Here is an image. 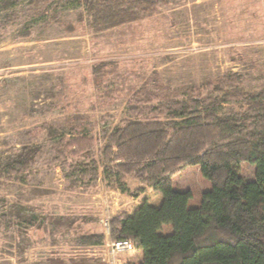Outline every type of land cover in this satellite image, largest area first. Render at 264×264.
<instances>
[{
	"label": "rangeland",
	"instance_id": "1",
	"mask_svg": "<svg viewBox=\"0 0 264 264\" xmlns=\"http://www.w3.org/2000/svg\"><path fill=\"white\" fill-rule=\"evenodd\" d=\"M86 4L0 0V153L20 142L40 146L25 181L0 177V264H107L109 248L81 242V234L97 228L105 236L102 219L133 212L144 197L159 200L135 174L124 197L88 181L96 165L105 174L107 137L128 119L136 94L145 95L144 113L228 73L242 77L245 91L264 90V0H151L145 7L155 13L109 29L96 26ZM240 108L223 104L221 112ZM74 116L86 132L67 133ZM254 171L244 164L246 179ZM172 179L176 189H191L192 206L211 189L198 166ZM66 218L72 224L62 228Z\"/></svg>",
	"mask_w": 264,
	"mask_h": 264
},
{
	"label": "trees",
	"instance_id": "2",
	"mask_svg": "<svg viewBox=\"0 0 264 264\" xmlns=\"http://www.w3.org/2000/svg\"><path fill=\"white\" fill-rule=\"evenodd\" d=\"M43 1L34 3L37 7ZM86 1L99 29L156 11L151 10L154 5L148 10L145 7L151 0ZM217 90L222 91L220 96H214ZM139 96L136 94L127 107L128 119L107 137L105 180L125 191L127 176L135 174L148 182L162 201L155 206L144 197L133 212L111 216L112 240L132 239L135 243L132 259L123 264H264V90L245 91L242 77L228 73L202 90L190 91L185 98H165L164 103L144 113L138 109L145 103V95ZM223 104L241 108L221 112ZM151 112L172 118L169 122L158 117L138 120ZM69 121L64 134L86 132L81 117ZM86 141L82 137L79 142ZM39 152L38 143L12 145L5 155L0 153V177L25 181L23 174L30 172ZM245 163L255 167L251 179L244 177ZM188 166H198L211 185L202 194L199 207H189L191 189H176L172 179ZM87 169L79 171L83 180ZM94 171L90 182L98 178L97 165ZM65 221L59 222L62 228L72 224L67 218ZM165 225H170L166 235L161 233ZM80 237L88 245L104 244V234L97 228Z\"/></svg>",
	"mask_w": 264,
	"mask_h": 264
},
{
	"label": "crops",
	"instance_id": "3",
	"mask_svg": "<svg viewBox=\"0 0 264 264\" xmlns=\"http://www.w3.org/2000/svg\"><path fill=\"white\" fill-rule=\"evenodd\" d=\"M205 179V178H204ZM97 180H100V183H101V186H104L105 188H107L106 187V185H107V181L105 180V175L104 174H101V171L99 172V174H98V178H97ZM96 180V181H97ZM206 180V179H205ZM207 181V180H206ZM208 182V181H207ZM209 183V182H208ZM106 184V185H105ZM209 186L211 187V185H210V183H209ZM111 189H113V188H111ZM113 191H117L116 192V194L117 195H120L121 197H124V193L120 190V189H115L114 188V190ZM145 192V191H144ZM149 195H151V193L149 194ZM158 197H159V200H156L157 202H152V200L151 199H149V202H150V204H152V205H155V206H158L160 203H161V201H162V198H161V196H159V195H157ZM144 197V196H143ZM117 198H120L119 196H117ZM151 198V197H150ZM141 199V198H140ZM139 199V200H140ZM194 198H192L190 201H189V207H199L200 205H201V203H199L198 205H193L192 206V200H193ZM136 201V200H135ZM137 202V201H136ZM201 202H202V199H201ZM166 226H168V228L166 229V230H164V228L166 227ZM98 230V229H97ZM101 231V230H100ZM170 232V225H165L164 227H163V229L161 230V233L162 234H168ZM106 239H109L110 241L112 240V238H111V234L110 235H108V236H104V241H105V243L104 244H102V245H100V246H92V247H96L97 249H100L101 251L102 250H105V247L104 246H106L105 244L107 243V240ZM132 252H125L124 254H122V256L120 257V256H118L120 259H121V262L123 263V261L125 260V259H132ZM112 255V254H111ZM111 258H113V255L112 256H110V254L108 255V257L106 258V261H108L107 262V264H109V260L108 259H111Z\"/></svg>",
	"mask_w": 264,
	"mask_h": 264
},
{
	"label": "built area",
	"instance_id": "4",
	"mask_svg": "<svg viewBox=\"0 0 264 264\" xmlns=\"http://www.w3.org/2000/svg\"><path fill=\"white\" fill-rule=\"evenodd\" d=\"M111 219V216H110ZM110 219L108 218L107 220L102 219V225L105 230V236L110 235L111 227H110ZM107 243L106 246L109 248V254L116 255L121 252H129L133 251L135 249V243L132 239H123V240H109L106 239ZM112 264H121V260L118 262L115 261L111 262ZM109 263V264H111Z\"/></svg>",
	"mask_w": 264,
	"mask_h": 264
}]
</instances>
